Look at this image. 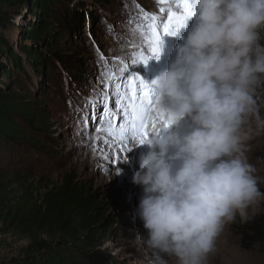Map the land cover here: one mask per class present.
<instances>
[{"label": "clouds", "instance_id": "9594fccd", "mask_svg": "<svg viewBox=\"0 0 264 264\" xmlns=\"http://www.w3.org/2000/svg\"><path fill=\"white\" fill-rule=\"evenodd\" d=\"M189 2L194 23L145 82L171 120L144 143L132 176L142 189L134 215L146 230L136 243L149 264H205L224 224L264 197L244 151L254 90L264 83V0Z\"/></svg>", "mask_w": 264, "mask_h": 264}, {"label": "trees", "instance_id": "16d2710c", "mask_svg": "<svg viewBox=\"0 0 264 264\" xmlns=\"http://www.w3.org/2000/svg\"><path fill=\"white\" fill-rule=\"evenodd\" d=\"M112 1L0 0V149L51 154L53 111L45 105L51 83L59 76L72 85L85 81L89 53L80 43L82 26L88 21L94 28ZM256 94L264 105V83ZM19 180L21 192L14 195L10 189ZM26 183L0 171V225L26 240L0 264H118L102 244L116 231L113 215L90 188L70 174L41 196ZM229 231L241 250L262 248L264 214L236 216Z\"/></svg>", "mask_w": 264, "mask_h": 264}, {"label": "rangeland", "instance_id": "374dc122", "mask_svg": "<svg viewBox=\"0 0 264 264\" xmlns=\"http://www.w3.org/2000/svg\"><path fill=\"white\" fill-rule=\"evenodd\" d=\"M112 2V10H107L102 19L95 20L92 24L94 28L88 21L82 26L80 43L89 53V59L85 62L88 68L85 81L72 85L64 76H59L51 83L52 89L45 105L53 111L50 115L51 129L48 137L53 143L50 148L53 155L50 152L42 155L24 148H1L0 171L6 173L8 180H13L16 174L22 179H27L26 184L37 190L36 196L43 195L48 187L59 186L63 176L72 175L74 180L90 188L91 193L104 202L107 214L113 215L116 231L102 241L106 252L114 257L118 264H149L150 255L136 243L138 233L146 234L143 223L134 215L142 189L132 183V176L139 168L140 157L146 153L147 145H134L129 136L130 151L121 154L119 162L116 163V151L99 139L89 137L96 136L95 129L104 116L103 93H109L108 107L118 111L115 107V83L126 81L131 72L137 73L144 82H150L174 58L175 48L183 42L195 21V16L187 19L174 35L162 36L158 57L153 56L146 64L132 65V53L141 50V36L136 31L140 10L163 19L165 16L160 12V8L168 5H161L159 0ZM168 3L173 11H179L174 0H168ZM109 25L113 28L111 33L107 30ZM261 37V43H264V30L261 31ZM96 49L102 54L103 61L99 60ZM123 65H128L129 68L128 72L121 74ZM106 76L112 79L100 83ZM258 86L253 94L254 113L245 125L249 139L244 144V151L248 163L255 169L253 176L257 179V187L264 193V105L256 94ZM86 98L96 101L97 115L94 125L91 119L93 109L90 106L87 135L84 131H79L78 134L77 121L81 120L82 111H76L77 107L83 110ZM152 98L155 100L154 95ZM114 120L117 124L124 122L119 113ZM189 123L190 120L185 118L181 121L180 129L187 130ZM19 181L11 186L10 190L14 195L21 192L19 185L22 181ZM257 214H264V197L253 202L242 218L252 219ZM230 222L224 224L205 264H264V247L252 251L241 250L238 239L229 231ZM24 245L25 239L6 234L4 227L0 225V258L15 255ZM167 259L168 264H176L174 257Z\"/></svg>", "mask_w": 264, "mask_h": 264}, {"label": "snow or ice", "instance_id": "6c2138e0", "mask_svg": "<svg viewBox=\"0 0 264 264\" xmlns=\"http://www.w3.org/2000/svg\"><path fill=\"white\" fill-rule=\"evenodd\" d=\"M176 8L179 11H173L168 0H159L161 5L160 12L165 18H159L156 15L140 10V19L136 22V31L141 36L140 51L133 52L132 65L140 63L146 64L153 56H157L160 51V44L163 35H174L176 30L182 27L186 20L194 15L189 0H174ZM108 32L111 33L113 28L108 26ZM135 47V45H133ZM99 60L103 61V56L99 49H96ZM99 62V61H98ZM123 64V62H121ZM128 65H123L120 69L121 74L128 72ZM112 77L106 76L100 80V83L110 81ZM123 89V91L121 90ZM115 107L118 111H113L107 105L109 93H103L104 116L100 120L99 126L96 127V136L89 137L99 139L107 147L117 153L116 163L119 162L121 154L130 151L128 147L129 136L133 144H144L152 134L159 133L163 128H167L171 123L169 117L162 112L154 102L153 94L149 91L144 80L135 72L129 73V78L124 82L115 83ZM70 106H71V102ZM91 106L92 122L95 125L97 121L96 101L86 98L83 110L77 107L76 111L81 112V120L77 121V131H84L88 134V109ZM121 114L123 123L117 124L114 117ZM127 142V143H126ZM119 145V148H117ZM111 159V156H109Z\"/></svg>", "mask_w": 264, "mask_h": 264}]
</instances>
